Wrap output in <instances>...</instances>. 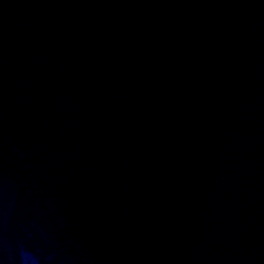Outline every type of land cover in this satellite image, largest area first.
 Instances as JSON below:
<instances>
[{
	"label": "water",
	"instance_id": "1",
	"mask_svg": "<svg viewBox=\"0 0 264 264\" xmlns=\"http://www.w3.org/2000/svg\"><path fill=\"white\" fill-rule=\"evenodd\" d=\"M264 264V0H0V264Z\"/></svg>",
	"mask_w": 264,
	"mask_h": 264
},
{
	"label": "clouds",
	"instance_id": "2",
	"mask_svg": "<svg viewBox=\"0 0 264 264\" xmlns=\"http://www.w3.org/2000/svg\"><path fill=\"white\" fill-rule=\"evenodd\" d=\"M23 264H34V257L28 253H22Z\"/></svg>",
	"mask_w": 264,
	"mask_h": 264
}]
</instances>
